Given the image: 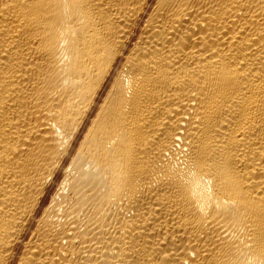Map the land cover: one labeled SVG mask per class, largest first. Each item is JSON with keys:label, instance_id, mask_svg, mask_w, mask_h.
<instances>
[{"label": "bare ground", "instance_id": "obj_1", "mask_svg": "<svg viewBox=\"0 0 264 264\" xmlns=\"http://www.w3.org/2000/svg\"><path fill=\"white\" fill-rule=\"evenodd\" d=\"M0 264H264V0H0Z\"/></svg>", "mask_w": 264, "mask_h": 264}, {"label": "rangeland", "instance_id": "obj_2", "mask_svg": "<svg viewBox=\"0 0 264 264\" xmlns=\"http://www.w3.org/2000/svg\"><path fill=\"white\" fill-rule=\"evenodd\" d=\"M55 186H53V188H54ZM52 188V189H53ZM52 191V190H51ZM51 191L47 194V197H46V202L49 200V197H50V194H51Z\"/></svg>", "mask_w": 264, "mask_h": 264}]
</instances>
